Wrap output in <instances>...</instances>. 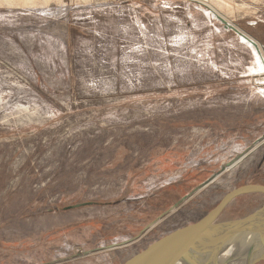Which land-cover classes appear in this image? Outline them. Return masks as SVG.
Here are the masks:
<instances>
[{
    "label": "rangeland",
    "instance_id": "374dc122",
    "mask_svg": "<svg viewBox=\"0 0 264 264\" xmlns=\"http://www.w3.org/2000/svg\"><path fill=\"white\" fill-rule=\"evenodd\" d=\"M30 3L0 0V264H122L264 186V0Z\"/></svg>",
    "mask_w": 264,
    "mask_h": 264
},
{
    "label": "water",
    "instance_id": "95a60500",
    "mask_svg": "<svg viewBox=\"0 0 264 264\" xmlns=\"http://www.w3.org/2000/svg\"><path fill=\"white\" fill-rule=\"evenodd\" d=\"M247 153L237 156L222 167L218 175H214L188 196L180 199L137 237L117 246L110 245L105 250L125 247L138 241L198 191L212 183L227 168L239 162ZM246 195L264 197V186L245 185L233 189L200 220L163 236L122 264H264V204L242 218L218 222L220 216L235 199ZM89 254L85 251L74 255L73 258Z\"/></svg>",
    "mask_w": 264,
    "mask_h": 264
},
{
    "label": "bare ground",
    "instance_id": "6f19581e",
    "mask_svg": "<svg viewBox=\"0 0 264 264\" xmlns=\"http://www.w3.org/2000/svg\"><path fill=\"white\" fill-rule=\"evenodd\" d=\"M5 2H7L8 4H17V5H21V4H28L29 2H31L32 3V0H4ZM36 1V0H35ZM42 1V0H41ZM44 1V0H43ZM225 1H227V0H225ZM30 3V4H31ZM33 3H34V1H33ZM242 38H248V37H246L245 35H243L242 37H241V39ZM246 44H247V42L246 41H244ZM248 45V44H247Z\"/></svg>",
    "mask_w": 264,
    "mask_h": 264
},
{
    "label": "trees",
    "instance_id": "16d2710c",
    "mask_svg": "<svg viewBox=\"0 0 264 264\" xmlns=\"http://www.w3.org/2000/svg\"><path fill=\"white\" fill-rule=\"evenodd\" d=\"M259 30H260V34H258L257 38H259L262 42H264V26H260L259 27ZM220 219V218H219ZM198 221V220H197ZM196 221V222H197ZM218 222H220V220H218ZM145 248V247H144ZM143 248V249H144ZM142 249V250H143ZM125 262V261H124Z\"/></svg>",
    "mask_w": 264,
    "mask_h": 264
},
{
    "label": "crops",
    "instance_id": "0c3cea01",
    "mask_svg": "<svg viewBox=\"0 0 264 264\" xmlns=\"http://www.w3.org/2000/svg\"><path fill=\"white\" fill-rule=\"evenodd\" d=\"M257 46H258V45H257ZM258 48H259V47H258ZM255 59H256V56H255ZM256 62H257V60H256ZM257 65H258L260 71H264V68H263L260 64H258V62H257Z\"/></svg>",
    "mask_w": 264,
    "mask_h": 264
},
{
    "label": "flooded vegetation",
    "instance_id": "af4514ba",
    "mask_svg": "<svg viewBox=\"0 0 264 264\" xmlns=\"http://www.w3.org/2000/svg\"><path fill=\"white\" fill-rule=\"evenodd\" d=\"M263 204H264V203H263ZM227 208H228V207H227ZM227 208H226V209H227ZM220 217H221V216H220Z\"/></svg>",
    "mask_w": 264,
    "mask_h": 264
}]
</instances>
